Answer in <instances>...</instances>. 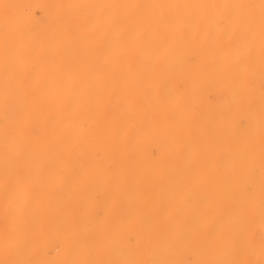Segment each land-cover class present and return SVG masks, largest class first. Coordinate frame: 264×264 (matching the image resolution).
<instances>
[{"label": "bare ground", "instance_id": "obj_1", "mask_svg": "<svg viewBox=\"0 0 264 264\" xmlns=\"http://www.w3.org/2000/svg\"><path fill=\"white\" fill-rule=\"evenodd\" d=\"M0 264H264V0H0Z\"/></svg>", "mask_w": 264, "mask_h": 264}]
</instances>
